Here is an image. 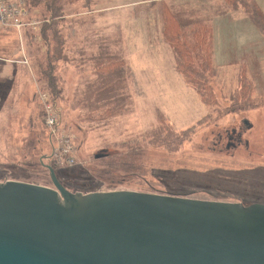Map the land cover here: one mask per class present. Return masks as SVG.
Segmentation results:
<instances>
[{"label": "rangeland", "instance_id": "374dc122", "mask_svg": "<svg viewBox=\"0 0 264 264\" xmlns=\"http://www.w3.org/2000/svg\"><path fill=\"white\" fill-rule=\"evenodd\" d=\"M19 1L24 3L27 12L25 23H35L36 26L0 27V59H19L27 67L34 66V85L32 91H27L26 80H21L20 87L25 88V99L19 106L21 110L16 108L14 112L13 108L7 109L6 106L7 111L3 112L10 116L8 119L17 112L13 120L18 122H0V183L17 181L52 187L50 173L43 171L50 166L58 168L61 180L69 184L73 192L83 194L129 191L246 206L264 205V33L251 21L244 5L235 9L227 0H179L155 4L151 10L142 12L145 15L132 16L120 11L112 16L119 38L124 32V24L137 22L134 30L147 25L148 32L152 33L151 48L141 66L156 74L159 70L175 68L173 58L168 55L172 53L171 48L167 43L160 47L158 39L155 40L158 28L155 22L159 16L162 27L163 14L167 10L189 19L210 21L216 68L212 85L216 100L206 104L184 79L173 85L172 91L169 90V79H162L161 100L158 95H144L142 83L124 87L116 82L114 86L113 80L99 96L96 84L91 81L94 69L90 62L97 60L93 56L96 55V46L89 42L86 47H81L82 57L75 61L78 55H73L74 49L70 47L79 44L80 37L74 30L76 23H87L91 33L92 30L95 32L93 26H97L100 19L109 18L108 15L75 18L74 14L85 7L106 6V0H42L35 8H31L32 4L28 7V0H12ZM55 1L62 13L55 21L60 37L65 39V48L66 41L68 47L64 49V58L58 61L67 59L68 69L71 63L72 77H75V71L79 75L75 79H66L70 86L77 83L81 88L64 92L62 79L56 75L61 95L54 99L48 81L38 70L47 66L49 56H56L57 41L51 38L48 48L42 35V26L54 19L49 16L51 12L46 8L47 3L54 4ZM253 1L264 15V0ZM229 11L242 13L244 19L234 15L221 17ZM232 25L236 27L231 28ZM137 61H140L139 57ZM242 69L252 85V98L261 104L224 114L229 107H239L232 98L238 91ZM134 75L137 76L136 71L132 72ZM128 91L131 94L130 107L125 106L111 114L109 107H113L112 103L120 97L128 98ZM40 95H47L54 102L59 114V129L68 135L75 147L76 164L72 167L56 165L55 144L44 125L45 108ZM30 100L33 104H28ZM124 111L132 121L137 119L132 118L134 114L142 113L141 122L114 121ZM106 119L109 121L101 122ZM185 132L188 133L184 135ZM132 155L140 166L135 175H111L98 159L110 156L130 158Z\"/></svg>", "mask_w": 264, "mask_h": 264}, {"label": "water", "instance_id": "95a60500", "mask_svg": "<svg viewBox=\"0 0 264 264\" xmlns=\"http://www.w3.org/2000/svg\"><path fill=\"white\" fill-rule=\"evenodd\" d=\"M0 183V264H264V205Z\"/></svg>", "mask_w": 264, "mask_h": 264}, {"label": "crops", "instance_id": "0c3cea01", "mask_svg": "<svg viewBox=\"0 0 264 264\" xmlns=\"http://www.w3.org/2000/svg\"><path fill=\"white\" fill-rule=\"evenodd\" d=\"M167 1L177 2L179 0H154V1L153 0H106L107 2L106 6L93 7V8L85 7L83 10H81V12L74 14L75 18H84L87 16H95V15L97 16L108 15L109 16V18L106 20L100 19L99 24H97V26H93L95 28V32H93L92 30L91 33L89 29L90 26L87 23L78 22L75 24V29H74L76 32L75 35L77 34L79 35L78 37H80V40H79L80 45L77 44L76 46L70 47V49H74L73 55L75 56L78 55L76 56V58L74 56L75 58L74 61L78 59L79 57H82V55H80L82 53V50H80L81 47H86V45L90 42L92 43L93 46H96L94 50L96 51V55H93V56H95L97 60L95 62H90L88 60L90 64H93V67L95 66V63H97L99 60H102V59H105L111 56L122 57L126 62V76L124 80L122 81L121 85H123L124 87H129L132 84L142 83L141 88H144L142 90L144 95L145 94H154L155 96L158 95L159 96L158 99L161 100V95L163 91V84L161 81L162 79H169L170 82L168 84H169L170 91L173 90V85L179 84L180 79H184V77L176 69L174 53L173 52L171 53L170 51H168V53L169 52L171 53L168 55H170L174 60L173 67H175L174 68L175 70L174 69L166 70V71L159 70L158 74H156L155 71L150 72L149 70H147V67L141 66V63L146 62L147 56L150 54L148 50L151 48L150 38L152 36V33L151 31L148 32L147 25L143 24L142 26H139L137 30H134V25L137 22H135L133 25L124 24L125 26L124 32L121 35V38H119L118 32L116 31V27H114L115 19L112 16L114 14L120 13V11H123L122 13L128 12L132 16H137L139 14L145 15L146 13H142L144 10L145 11L151 10L153 6H156L158 4L162 5L163 2H167ZM231 15H234L235 17L237 16V17L243 18L242 13H239L237 11L235 12L229 11L228 13H226V15H222L221 17L224 18V17L231 16ZM245 19L247 21H250L248 17ZM201 20L208 22V23L210 22L208 20H205L204 18H202ZM155 24L158 26V28L156 29L157 33H156L155 40L158 39V44L161 47L164 44L166 45V41L163 38V34H162L161 16H159V20L158 22H155ZM233 27H236V26L232 25L231 28ZM67 48L68 47H67V41H66L65 49ZM65 54L67 56L68 54L67 50ZM137 57L140 58L139 62L137 61ZM6 59H9V58H6ZM6 59H2V60L0 59L1 60L0 61V122H18V121L13 120L15 116L18 115L17 112L15 113L12 119H8L10 116L8 115L6 116V113H3V112H6L7 109L9 108L11 109L13 108L15 112L16 108L19 109L20 103L24 101L25 88L20 87L21 80H26V90L32 91L33 85H34L33 70L35 69V67L33 66L32 68L31 64H30V67H27L26 64L18 61L19 59H16V60L11 59L12 61L6 60ZM81 61L82 60H80L79 62ZM81 63H85V62L82 61ZM137 63H138V67L136 68ZM58 64H59V67H58V70L55 71V74L58 77H60V80L62 79L63 81V82L61 81L63 85V91L66 92V89H67V93H68L70 89L72 88L74 89V91L76 89H80L81 84L76 83L75 85L70 86L69 80L75 79L76 75H79V73L75 71L74 73L75 77H72V73L74 69L72 68L71 63L69 64V67H70L69 69H68L67 59L61 62L58 61ZM76 68H79V67L77 66ZM133 71H136L137 76L136 75L132 76ZM38 73L42 77L41 71L38 70ZM91 74H92L91 81L92 83L96 84V87H95L96 94L100 96L108 88L110 79L107 78L106 76H101L100 74H97L95 72H91ZM167 76H169L170 78H168ZM66 78H69V80H67ZM149 79H152V80L148 81ZM112 84L114 85V81ZM127 94L129 98L128 99L129 103L126 108L128 109L131 105V94L130 92ZM109 102L111 103L113 102V100ZM28 104H33V100H30ZM102 104L103 102L99 104L98 109L100 106H102ZM6 106H7V109H6ZM20 110L21 108L19 109V111ZM124 112L121 116L118 117V119H115L114 121L116 122H141L140 117L143 116L142 113L134 114L132 118H137V119L132 121L129 114L127 112L125 113ZM145 120L146 122H148L147 118H145ZM199 120L201 121V119H198V121ZM102 121L108 122L109 119L101 120V122ZM27 122H30V121H27Z\"/></svg>", "mask_w": 264, "mask_h": 264}, {"label": "trees", "instance_id": "16d2710c", "mask_svg": "<svg viewBox=\"0 0 264 264\" xmlns=\"http://www.w3.org/2000/svg\"><path fill=\"white\" fill-rule=\"evenodd\" d=\"M41 1L42 0H28V7L32 4L31 8H35ZM57 1H55L54 4L47 3L48 5L46 8L51 12L49 16L54 17V19L52 23H47L42 26L43 40L48 45V48L50 46L49 44L52 43L51 38L58 43L55 49L56 56H49L47 66L41 69L43 78L48 81L49 88L53 90H49V92L54 99L61 95L60 82L55 71L57 61L64 58L65 49V39L60 37L58 23L55 21L56 18L62 16L60 6L58 7L56 4ZM227 3L235 9L244 5L251 21H253L255 25H258L257 27H260L264 33V15L253 0H227ZM162 34L166 43L174 53L176 69L184 77L186 83L194 89L204 103H214L216 98L212 81L216 76V68L214 61L213 28L210 24L201 20L189 19L182 14L167 10L163 14ZM93 69L95 73L106 76L110 80L112 79L114 81V86L116 82L121 84L126 76V62L122 57L112 56L99 60L95 63ZM238 85V91L234 94L235 97L233 96L232 99L236 102L234 104L239 107H229L224 114L228 112L229 114L234 113L238 110L247 108L252 109L261 104V102L258 103V100L255 101V99L252 98V85L246 79L243 69L240 70L239 73ZM128 103V98L120 97L113 103V107H109V111L111 114H116L118 111L123 110ZM186 133L188 132L183 134L186 135ZM133 156L134 155H132V157L130 156V158H126L125 156H110L108 158L98 159H100V165L107 168L111 175L120 173L135 175L139 172L140 166L135 163L136 160ZM56 165L59 164L56 162ZM47 167L48 166H46V169L43 171L49 174V169ZM54 170L63 186L73 192L74 189L70 188L71 186H69V184L61 180L58 168L55 167Z\"/></svg>", "mask_w": 264, "mask_h": 264}, {"label": "built area", "instance_id": "2783aa9c", "mask_svg": "<svg viewBox=\"0 0 264 264\" xmlns=\"http://www.w3.org/2000/svg\"><path fill=\"white\" fill-rule=\"evenodd\" d=\"M26 10L22 1L0 0V27L22 28L36 26L35 23H25ZM45 108V125L50 140L55 144V160L59 165L74 166L76 164L75 147L70 138L59 129L60 120L54 102L47 95H40Z\"/></svg>", "mask_w": 264, "mask_h": 264}]
</instances>
